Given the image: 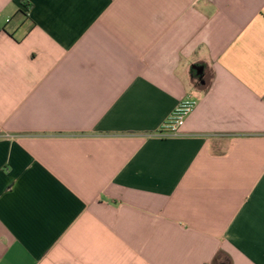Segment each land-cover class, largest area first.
Segmentation results:
<instances>
[{
  "label": "crops",
  "instance_id": "crops-1",
  "mask_svg": "<svg viewBox=\"0 0 264 264\" xmlns=\"http://www.w3.org/2000/svg\"><path fill=\"white\" fill-rule=\"evenodd\" d=\"M0 264H264V0H0Z\"/></svg>",
  "mask_w": 264,
  "mask_h": 264
},
{
  "label": "built area",
  "instance_id": "built-area-1",
  "mask_svg": "<svg viewBox=\"0 0 264 264\" xmlns=\"http://www.w3.org/2000/svg\"><path fill=\"white\" fill-rule=\"evenodd\" d=\"M196 101L186 98L181 101L168 120L162 125L157 135L160 138L181 136L188 117L195 111Z\"/></svg>",
  "mask_w": 264,
  "mask_h": 264
}]
</instances>
